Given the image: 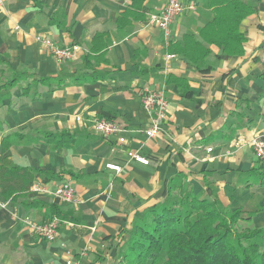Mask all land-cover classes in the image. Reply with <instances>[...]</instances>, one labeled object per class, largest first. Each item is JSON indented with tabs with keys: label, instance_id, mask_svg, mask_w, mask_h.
Returning <instances> with one entry per match:
<instances>
[{
	"label": "crops",
	"instance_id": "crops-1",
	"mask_svg": "<svg viewBox=\"0 0 264 264\" xmlns=\"http://www.w3.org/2000/svg\"><path fill=\"white\" fill-rule=\"evenodd\" d=\"M180 1L190 7L174 20L167 41L147 21L169 0H0V87L19 78L0 91V155L4 138L20 134L2 158L47 173L33 186L50 190L13 201L0 193V264H119L126 232L164 200L171 183L176 195L242 208L254 227H264V160L249 146L264 138V0H243L254 10L240 28L243 56L227 58L211 46L207 72L174 45L187 35L200 40L214 11L205 0ZM38 38L80 50L57 63ZM32 76L52 81L37 85ZM178 81L187 82V95ZM146 90L162 91L168 102L152 139L144 133L151 126L142 105ZM103 118L122 131L102 136L95 124ZM62 133L70 141L63 147L43 137ZM129 151L149 165L129 160ZM63 184L75 189L74 204L52 194ZM25 217L64 224L47 242L31 233Z\"/></svg>",
	"mask_w": 264,
	"mask_h": 264
},
{
	"label": "trees",
	"instance_id": "trees-1",
	"mask_svg": "<svg viewBox=\"0 0 264 264\" xmlns=\"http://www.w3.org/2000/svg\"><path fill=\"white\" fill-rule=\"evenodd\" d=\"M205 1L213 9L214 17L201 29V39L187 35L183 43L174 45L175 51L201 72L210 71L203 66L211 46L218 47L227 58L243 56L247 38L240 28L254 12L243 0ZM130 13L126 11L121 20ZM32 78L37 85H50L52 81L50 77ZM18 79L1 86L0 91L13 87ZM178 85L181 94L187 95V82L178 81ZM18 136L15 133L4 138L0 155V193L9 201L27 198L37 175L47 174L2 158L11 147L12 137ZM65 136L62 133L43 137L49 142L58 140L57 146L63 147L69 144ZM260 176L264 187V174ZM175 191L176 185L171 183L163 201L137 216L132 229L126 232L119 264H264V227H254L252 215L242 208H222L217 200L201 199L188 192L179 196Z\"/></svg>",
	"mask_w": 264,
	"mask_h": 264
},
{
	"label": "built area",
	"instance_id": "built-area-1",
	"mask_svg": "<svg viewBox=\"0 0 264 264\" xmlns=\"http://www.w3.org/2000/svg\"><path fill=\"white\" fill-rule=\"evenodd\" d=\"M190 6H185L180 0H169L167 5L157 13H151L148 15V24L155 26L163 31L165 39L169 41L171 39V25L176 18L181 16ZM191 9V8H190ZM42 45L48 50L53 59L57 63H64L71 61L77 57L80 50L78 46L62 47L46 38H38ZM175 56H168V59H172ZM142 105L146 112L151 115V126L144 132L148 139L156 138L161 132V128L165 120L167 119L168 102L162 91L158 90H146L143 93ZM81 119H78L80 121ZM95 130L104 137L118 134L122 131V128L110 119L97 120L95 124ZM120 143H125L124 138H120ZM249 146H251L256 156L264 160V139L258 137L253 139ZM207 152H212V148H208ZM128 158L131 161L142 165H149V161L138 152L129 151ZM106 168L115 172H121V167L114 164H107ZM33 193L47 194L50 190L43 185H34L31 188ZM54 197L62 204L69 205L74 204L76 199V191L71 184H63L58 186L52 191ZM3 208H6V204H2ZM21 221L29 228L32 234L39 236L47 242H53L56 239L57 232L64 222L59 218H52L44 223H37L29 217L22 218ZM68 264H71L69 261Z\"/></svg>",
	"mask_w": 264,
	"mask_h": 264
},
{
	"label": "rangeland",
	"instance_id": "rangeland-1",
	"mask_svg": "<svg viewBox=\"0 0 264 264\" xmlns=\"http://www.w3.org/2000/svg\"><path fill=\"white\" fill-rule=\"evenodd\" d=\"M257 159H258V158H257ZM217 201H218V200H217ZM219 203H220V202H219ZM221 207H222V208H223V207L225 208V206H224V205H222ZM227 208H228V207H227ZM120 256H121V255H120ZM119 258H120V257H119Z\"/></svg>",
	"mask_w": 264,
	"mask_h": 264
}]
</instances>
